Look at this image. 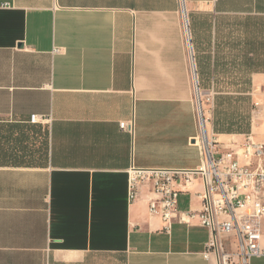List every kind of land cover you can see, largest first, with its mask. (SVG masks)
<instances>
[{
	"label": "crops",
	"instance_id": "crops-1",
	"mask_svg": "<svg viewBox=\"0 0 264 264\" xmlns=\"http://www.w3.org/2000/svg\"><path fill=\"white\" fill-rule=\"evenodd\" d=\"M184 6L198 85L250 118L216 139L264 142V0ZM182 21L178 0H0V264H217L196 216L167 232L149 185L128 197L131 166L202 163ZM181 188L199 210L200 178Z\"/></svg>",
	"mask_w": 264,
	"mask_h": 264
},
{
	"label": "built area",
	"instance_id": "built-area-1",
	"mask_svg": "<svg viewBox=\"0 0 264 264\" xmlns=\"http://www.w3.org/2000/svg\"><path fill=\"white\" fill-rule=\"evenodd\" d=\"M182 27L190 62V75L195 101L198 133L193 139L201 150L202 163L196 169H129L128 197L138 196L143 185H149L155 197L148 203L151 215L163 221L170 232L175 219L189 223L196 216L209 230L205 258L212 256L217 264H250L252 257H264L261 245V220L264 218V142L246 133L242 141L223 144L216 139L212 113H204L201 105L197 72L193 65L188 18L184 0H178ZM31 123L47 119L33 113ZM131 124L120 122L122 129ZM196 177L202 184L199 210L180 211L178 196Z\"/></svg>",
	"mask_w": 264,
	"mask_h": 264
},
{
	"label": "trees",
	"instance_id": "trees-1",
	"mask_svg": "<svg viewBox=\"0 0 264 264\" xmlns=\"http://www.w3.org/2000/svg\"><path fill=\"white\" fill-rule=\"evenodd\" d=\"M215 96L210 109L212 113V128L216 133H243L250 127L249 114L242 116L238 100L233 102L220 100ZM245 98V97H244ZM246 113V111H245Z\"/></svg>",
	"mask_w": 264,
	"mask_h": 264
},
{
	"label": "rangeland",
	"instance_id": "rangeland-1",
	"mask_svg": "<svg viewBox=\"0 0 264 264\" xmlns=\"http://www.w3.org/2000/svg\"><path fill=\"white\" fill-rule=\"evenodd\" d=\"M244 75V76H243ZM245 73H241V71H236V73L234 74V80L235 79H240L242 77H245ZM219 78H221V81H230L232 78L229 77V73H228V79L225 77V72H223ZM232 89V87H215V86H210V85H199V91H200V98H201V102L203 105L204 110L207 111L208 114L211 115V113L209 112V110L212 108L213 103H212V99L213 96L217 93V90H229ZM245 104H244V108H245ZM247 113H241L242 116L246 115Z\"/></svg>",
	"mask_w": 264,
	"mask_h": 264
}]
</instances>
